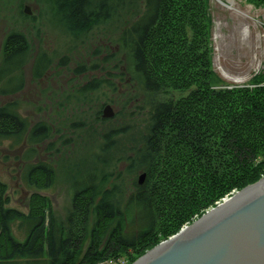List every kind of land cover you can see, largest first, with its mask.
Instances as JSON below:
<instances>
[{"label": "trees", "instance_id": "obj_1", "mask_svg": "<svg viewBox=\"0 0 264 264\" xmlns=\"http://www.w3.org/2000/svg\"><path fill=\"white\" fill-rule=\"evenodd\" d=\"M135 1L55 4L76 35L113 20L123 22L120 38L128 72L113 69L115 76L108 73L109 79L94 81L88 90L106 87L116 97L118 85L127 81L129 113L141 118L140 144L127 168L136 177L146 174L145 185L135 179L134 191L116 199L118 187L112 186L98 200L96 177L90 173L78 184L75 213L86 225L94 217L86 248L83 236L75 239L52 214L48 198L37 192L50 185L52 172L26 165L24 183L36 190L26 212L9 206V188L0 182V264H133L232 192L264 177V72L250 86L219 87L211 66L210 0ZM246 1L264 7V0ZM131 16L133 22L125 24ZM25 40L19 33L9 36L2 73L22 68L29 50ZM50 65L37 64L35 77ZM162 91L180 97L160 103L154 97ZM16 110L12 104L0 108V144L27 141L30 146L39 140H26L25 122ZM14 227L26 234L24 241L16 238Z\"/></svg>", "mask_w": 264, "mask_h": 264}, {"label": "rangeland", "instance_id": "obj_2", "mask_svg": "<svg viewBox=\"0 0 264 264\" xmlns=\"http://www.w3.org/2000/svg\"><path fill=\"white\" fill-rule=\"evenodd\" d=\"M210 1L211 66L217 84L224 89L250 86L253 77L264 72V7L246 0ZM55 2L0 0V108L12 104L16 116L25 122L26 140H39L30 142V146L27 141L19 146L12 141L0 144V182L9 188V206L26 212L36 190L24 183V169L33 163L47 167L53 179L37 192L48 198L52 214L75 239L83 236L87 248L94 217L91 215L86 225L75 213L73 200L81 187L78 184L91 173L97 178L98 200L112 186L119 191L115 199L134 191V180L139 184L144 173L130 175L127 167L135 145L140 144L141 118L129 113L127 81L118 85L116 97L106 87L88 90L94 81L109 79L108 73L115 76L111 74L113 69L128 72L120 38L123 22L113 20L76 35ZM132 17L126 18L125 24L132 23ZM16 33L25 36L29 50L22 68L8 75L2 73L4 50L9 36ZM37 64H51L39 79L35 77ZM179 97L174 91H162L154 98L161 103ZM108 107L112 117L107 116ZM44 133L46 138H42ZM213 147L210 143L209 148ZM241 192H232L209 212ZM14 235L20 241L26 239L16 227Z\"/></svg>", "mask_w": 264, "mask_h": 264}, {"label": "water", "instance_id": "obj_3", "mask_svg": "<svg viewBox=\"0 0 264 264\" xmlns=\"http://www.w3.org/2000/svg\"><path fill=\"white\" fill-rule=\"evenodd\" d=\"M106 113L113 116L110 107ZM145 179L144 174L139 186ZM135 264H264V178Z\"/></svg>", "mask_w": 264, "mask_h": 264}]
</instances>
